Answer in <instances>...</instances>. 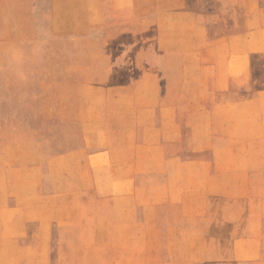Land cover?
Here are the masks:
<instances>
[{"label": "rangeland", "instance_id": "obj_1", "mask_svg": "<svg viewBox=\"0 0 264 264\" xmlns=\"http://www.w3.org/2000/svg\"><path fill=\"white\" fill-rule=\"evenodd\" d=\"M0 264H264V0H0Z\"/></svg>", "mask_w": 264, "mask_h": 264}]
</instances>
